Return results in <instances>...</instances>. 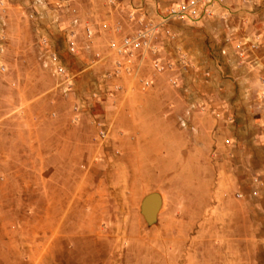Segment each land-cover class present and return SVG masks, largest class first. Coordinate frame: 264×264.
I'll list each match as a JSON object with an SVG mask.
<instances>
[{"label": "rangeland", "instance_id": "obj_1", "mask_svg": "<svg viewBox=\"0 0 264 264\" xmlns=\"http://www.w3.org/2000/svg\"><path fill=\"white\" fill-rule=\"evenodd\" d=\"M205 2L0 0V264H264V0Z\"/></svg>", "mask_w": 264, "mask_h": 264}, {"label": "water", "instance_id": "obj_2", "mask_svg": "<svg viewBox=\"0 0 264 264\" xmlns=\"http://www.w3.org/2000/svg\"><path fill=\"white\" fill-rule=\"evenodd\" d=\"M161 205L162 199L158 193H150L142 199L140 213L148 224L156 221Z\"/></svg>", "mask_w": 264, "mask_h": 264}, {"label": "built area", "instance_id": "obj_3", "mask_svg": "<svg viewBox=\"0 0 264 264\" xmlns=\"http://www.w3.org/2000/svg\"><path fill=\"white\" fill-rule=\"evenodd\" d=\"M205 4L210 3L211 0H205ZM205 12H208V9H205ZM183 15V14H180ZM146 38V33H141L139 34L135 39H129V40H124L121 45L116 46V44H113L112 46L115 48V50L119 53L122 54L123 52L125 53L126 51H128V49L134 45V43H138V42H142L145 40Z\"/></svg>", "mask_w": 264, "mask_h": 264}, {"label": "crops", "instance_id": "obj_4", "mask_svg": "<svg viewBox=\"0 0 264 264\" xmlns=\"http://www.w3.org/2000/svg\"><path fill=\"white\" fill-rule=\"evenodd\" d=\"M262 41V49H260L257 55H254V58L259 62L262 67V72H264V34L262 35Z\"/></svg>", "mask_w": 264, "mask_h": 264}]
</instances>
